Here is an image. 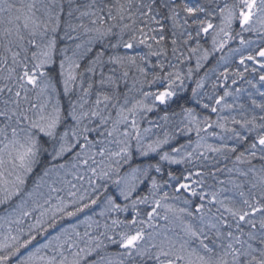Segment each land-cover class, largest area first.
<instances>
[{"label": "snow or ice", "instance_id": "6c2138e0", "mask_svg": "<svg viewBox=\"0 0 264 264\" xmlns=\"http://www.w3.org/2000/svg\"><path fill=\"white\" fill-rule=\"evenodd\" d=\"M244 33L264 0H0V264H264Z\"/></svg>", "mask_w": 264, "mask_h": 264}, {"label": "trees", "instance_id": "16d2710c", "mask_svg": "<svg viewBox=\"0 0 264 264\" xmlns=\"http://www.w3.org/2000/svg\"><path fill=\"white\" fill-rule=\"evenodd\" d=\"M234 27H235L236 31H239V25H238V23L235 24ZM209 46H210V45H209ZM229 47H230V48H236V47H241V46L239 45V41L236 40V41L231 42L230 45H229ZM224 51H225V53H227V52H228V49L226 48ZM219 55H220V53H217V54H216V57L218 58ZM238 59H239V57L237 56L235 61L229 60V64H228V66L231 67V68L234 70L236 67L239 66V65H238ZM212 63L214 64V63H215V60H213ZM250 66H251V65H250ZM245 75H246V77H247L248 79H254V82H255V81H257V79H258V75H259V74H257V72H256L255 77H253L252 75L247 74V73H246ZM229 85H230L233 89H235L236 87H241V88H245V89H247V92L242 93V95H241V102H244L245 104H248V102H249V101H248V93H252L253 98H255L258 102L264 101V97H260L259 94L256 92L255 89L251 88L250 85L246 84V83L243 82V81H239L237 85H231L230 80H229ZM192 86H194V85H192ZM219 92L222 94L223 89H220ZM228 102H229V103L232 102V97H229V98H228ZM228 114H229V113H228L227 111L224 113V115H228ZM233 114H235V113H233ZM209 142H210V143H213V142H215V141H213V140L210 139ZM210 155H211V154H210ZM253 163H256L257 166H259V162H258V161H254ZM225 165H227V167H231V166H232V163H231L230 160H229V161L221 160V162H220V164L218 165V167L224 168ZM172 167H173L174 169H179V168H182L183 166H172ZM189 167H191V166H189ZM242 167H246V165H245V166H242ZM217 175L219 176L220 179H225L226 176H227V173H226V171H225L224 173H217ZM209 182L211 183V180H210ZM164 190H169V189L165 188ZM121 218H122V219L124 218V217H123V214H121ZM161 223H163V222L161 221Z\"/></svg>", "mask_w": 264, "mask_h": 264}, {"label": "flooded vegetation", "instance_id": "af4514ba", "mask_svg": "<svg viewBox=\"0 0 264 264\" xmlns=\"http://www.w3.org/2000/svg\"><path fill=\"white\" fill-rule=\"evenodd\" d=\"M244 36L246 39L252 40L254 42L251 45V48H248V46H241V47L245 48L246 50H251V49L256 48L257 45H259V44H264V37H261L260 35L253 34V33H244ZM257 74H260V69H258V68H257ZM258 77H259V75H258ZM255 83L257 84V87L260 88L261 91H264V85H261L258 79H257V81H255Z\"/></svg>", "mask_w": 264, "mask_h": 264}]
</instances>
